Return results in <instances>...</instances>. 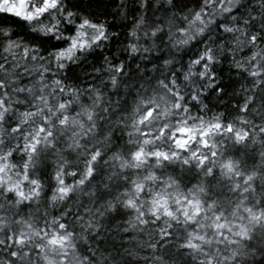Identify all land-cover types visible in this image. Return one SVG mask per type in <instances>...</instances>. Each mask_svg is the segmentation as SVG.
Here are the masks:
<instances>
[{"label":"clouds","instance_id":"obj_1","mask_svg":"<svg viewBox=\"0 0 264 264\" xmlns=\"http://www.w3.org/2000/svg\"><path fill=\"white\" fill-rule=\"evenodd\" d=\"M0 264H264V0H0Z\"/></svg>","mask_w":264,"mask_h":264}]
</instances>
